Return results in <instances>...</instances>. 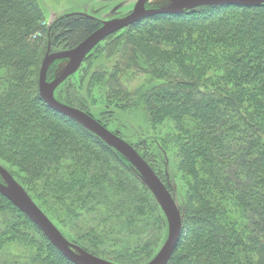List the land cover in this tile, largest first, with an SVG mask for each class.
<instances>
[{
	"label": "trees",
	"instance_id": "trees-1",
	"mask_svg": "<svg viewBox=\"0 0 264 264\" xmlns=\"http://www.w3.org/2000/svg\"><path fill=\"white\" fill-rule=\"evenodd\" d=\"M100 26L83 15L48 26L37 0H0V165L70 242L115 264H146L167 238L154 196L123 155L39 93L48 48L71 50ZM102 43L82 65L88 71L104 50L117 59L111 75L94 72L87 98L73 75L55 97L109 129L91 111L94 90L104 89L109 106L119 109L131 99L124 72L158 82L140 99L153 129L168 126L163 150L177 161L182 199L150 145L127 142L181 212L182 234L168 264H264V5L156 15ZM10 245L29 250V264H73L0 194V252Z\"/></svg>",
	"mask_w": 264,
	"mask_h": 264
},
{
	"label": "water",
	"instance_id": "water-1",
	"mask_svg": "<svg viewBox=\"0 0 264 264\" xmlns=\"http://www.w3.org/2000/svg\"><path fill=\"white\" fill-rule=\"evenodd\" d=\"M147 0H138L134 10L126 17L103 22L101 26L71 50L51 52L48 49L39 74V93L42 100L54 111L74 120L85 129L100 138L105 144L123 155L133 166L143 184L150 190L161 208L168 227L167 238L159 252L146 264H168L180 240L183 218L174 196L154 172L151 166L138 154L127 141L111 132L94 117L77 108L58 101L55 97L57 88L81 67L87 56L109 36L129 27L148 16L176 15L186 10H195L205 6L236 5L259 7L264 0H167L173 5L160 10H146ZM56 61H68L66 69L53 80L48 81L50 66ZM0 194L24 213L47 237L57 250L73 264H115L70 242L37 206L23 186L0 165Z\"/></svg>",
	"mask_w": 264,
	"mask_h": 264
},
{
	"label": "rangeland",
	"instance_id": "rangeland-1",
	"mask_svg": "<svg viewBox=\"0 0 264 264\" xmlns=\"http://www.w3.org/2000/svg\"><path fill=\"white\" fill-rule=\"evenodd\" d=\"M137 1L138 0H37L45 15V21L48 26L52 25L55 20L69 14H84L102 22L112 21L132 11ZM162 2V0L151 1L152 4H161ZM104 45L105 43H102L103 47ZM49 48L50 51L60 50L58 48ZM92 52H94V50ZM103 52L104 50L101 51L98 59H95L98 56L97 52L94 53L95 60L93 59L92 68L86 71L88 68L87 63V65H81L82 67L74 74L73 81H80L81 79L83 81L81 96L84 95V97H88L86 94V86L94 72H105L107 75H111L117 59H108L105 57V52ZM67 64L68 61H60L57 64L54 76L56 77L61 74L64 69H66ZM121 80L123 87L131 94V99L121 105L125 108L122 107L118 109L112 105L109 106L108 101L105 99V90L100 89L94 90L90 96L89 103L92 105L91 111L97 118L107 123L112 132L120 133L125 141L136 146L139 144L150 145L151 150L158 154L159 161L157 165L163 171H166L165 175H167V181L174 190L175 196L182 199L184 195L182 192L184 190V185L181 180V172L179 173L176 166L177 161L172 153L165 155L163 150V148L166 147L164 142L169 135L168 126L165 125L153 129L140 99L142 94L149 91L157 85L158 82L146 75L134 73L133 71L124 72L121 75ZM102 91L104 94H102ZM13 170L17 171L16 168H13ZM81 228L87 230L90 227L82 225ZM30 256L31 252L26 248L10 245L0 252V264H29Z\"/></svg>",
	"mask_w": 264,
	"mask_h": 264
},
{
	"label": "flooded vegetation",
	"instance_id": "flooded-vegetation-1",
	"mask_svg": "<svg viewBox=\"0 0 264 264\" xmlns=\"http://www.w3.org/2000/svg\"><path fill=\"white\" fill-rule=\"evenodd\" d=\"M151 1L152 0H147L146 1V3H145V9L146 10H148V11H150V10H160V9H165V8H169V7H171L173 4L170 2V1H167V0H162L163 2L161 3V4H152L151 3ZM138 2V1H137ZM137 4V3H136ZM136 4H135V6H136ZM135 8V7H134ZM134 10V9H133ZM132 10V11H133ZM132 11H130V12H128L127 14H124V15H121L120 17H118V18H115V19H119V18H123V17H126L127 15H129ZM192 11H196V9L195 10H186V11H184V12H182V13H180V14H184V13H188V12H192ZM180 14H176V15H180ZM71 15H83V16H87V15H84V14H69V15H67V16H71ZM153 16H156V15H153ZM153 16H148V17H153ZM87 17H89V16H87ZM148 17H145V18H148ZM144 18V19H145ZM94 19V18H93ZM114 19V20H115ZM96 20V19H95ZM143 20V19H142ZM97 21H99V20H97ZM141 21V20H140ZM99 23L100 24H102L103 22L102 21H99ZM130 27V26H129ZM129 27H127V28H129ZM127 28H125V29H127ZM125 29H123V30H125ZM122 31V30H121Z\"/></svg>",
	"mask_w": 264,
	"mask_h": 264
}]
</instances>
